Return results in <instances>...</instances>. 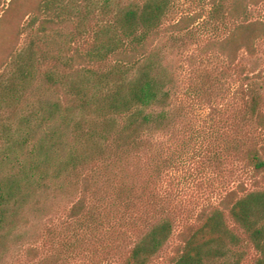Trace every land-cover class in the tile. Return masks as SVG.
<instances>
[{"label": "trees", "instance_id": "1", "mask_svg": "<svg viewBox=\"0 0 264 264\" xmlns=\"http://www.w3.org/2000/svg\"><path fill=\"white\" fill-rule=\"evenodd\" d=\"M79 1L10 0L0 17L1 262L21 238L26 212H41L57 191L78 190L67 215L82 227L90 226L88 219L98 225L101 216L124 218L140 182L141 156L154 153L157 134L172 129L192 104L208 106L214 120L223 81L233 71L237 119L264 127V72L244 74L241 63L257 57L264 41V19L254 16L264 0H212L201 23L191 15L171 25L170 42L188 37L203 44L200 56H191L183 93L189 101L176 108L178 86L163 63L167 47L157 44L172 0ZM70 23L71 30L60 33ZM24 33L28 41L21 45ZM201 54L217 57L223 68L202 67ZM240 156L254 175L264 172V144L254 136L241 141ZM169 163L154 157L147 181L154 182ZM133 230L135 238L117 264H151L174 223L154 217ZM182 236L170 264H243L246 246L256 252L252 264H264V188L240 182L202 206Z\"/></svg>", "mask_w": 264, "mask_h": 264}, {"label": "rangeland", "instance_id": "2", "mask_svg": "<svg viewBox=\"0 0 264 264\" xmlns=\"http://www.w3.org/2000/svg\"><path fill=\"white\" fill-rule=\"evenodd\" d=\"M9 1L0 0V17ZM211 1L172 0L170 10L163 19L166 32L157 44L167 47L162 54L163 63L178 86L174 108L189 101L183 93L192 68L191 56H200L199 49L203 44H197L188 37L183 42H170L171 25L181 17L191 15L201 17L196 22L201 23L212 7ZM79 2L85 4L84 0ZM254 16L264 19V3L254 11ZM71 25L60 28V33L69 32ZM0 37H4V33L1 32ZM58 40L63 41V37ZM26 41L28 35L24 33L21 45ZM258 53L257 57L242 58L244 74L251 75L260 70L264 72V41ZM64 54L69 55V52ZM201 57L204 60L202 67L223 68V62L217 57L204 54ZM253 67L254 71L251 70ZM232 73V77L223 81L222 95L215 103L214 120L208 115V106L192 104L185 106V117L177 120L172 129L157 134L152 146L154 153L148 151L141 156L140 182L130 193V205L124 218L117 220L109 215L101 216L98 225L88 219L90 226L82 227L67 215L78 198V190L70 188L61 194L57 191L55 200L50 194L51 199L42 205L41 212H26L18 230L21 238L0 264H33L42 260L47 264H117L119 255L135 238L133 224L140 225L145 220L162 216L173 221L174 231L151 264H170L182 246L186 223L194 220L202 206L217 202L227 190L236 188L240 182L248 187L255 185L264 188V172L254 175L244 166L240 156L241 141L247 143L254 136L255 142L264 144V127L254 120L245 123L237 119L239 101L235 89L238 84L235 72ZM39 92L51 100H61L52 91L41 88ZM154 157L156 160L170 159V163L163 166L161 176L150 183L147 179ZM124 209L121 204L117 217L124 215ZM95 218L97 220L98 216ZM113 246L117 248L115 251L112 250ZM28 247H35L36 254L28 253ZM244 249L246 255L243 264H252L256 252L251 246Z\"/></svg>", "mask_w": 264, "mask_h": 264}]
</instances>
